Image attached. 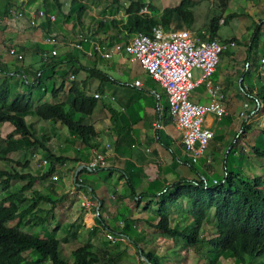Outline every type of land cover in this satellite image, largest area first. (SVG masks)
<instances>
[{
  "label": "trees",
  "instance_id": "16d2710c",
  "mask_svg": "<svg viewBox=\"0 0 264 264\" xmlns=\"http://www.w3.org/2000/svg\"><path fill=\"white\" fill-rule=\"evenodd\" d=\"M55 1L56 4L52 7L50 0H44L45 8L43 10L48 13H56L55 11L57 10L59 12L60 10L62 11L60 0ZM226 2H229V0H217V8H223ZM187 4L184 7L179 6L183 8L182 10H179L178 7H166L161 13L155 14L151 2L130 0L128 5L124 7V18L99 21L96 24V32H100L106 26L111 25L115 28L116 35L114 38L116 42L121 43V47L124 49V45L134 34L139 32L150 33L158 25L163 26L165 29H188L193 24L195 17L191 4ZM71 5L72 7L66 19L75 20L78 24L83 25V17L89 5L82 0H72ZM9 7L8 5L0 10L1 17H7V9L9 10ZM145 8L149 10V13L141 12ZM236 16H238V13L233 12L222 19L220 13H215L211 16L209 24L204 26L203 30L210 38H216L220 26L226 24L231 18ZM221 19L223 20L222 22ZM50 21V19L45 20L41 26L44 29L49 28ZM173 25L175 28L171 27ZM263 25L264 22L260 19L253 34V41L248 48L249 55L251 49H253L256 41L259 39ZM198 34H201V32L199 31ZM231 40L235 41L236 39L231 38L222 41ZM107 44L109 47L113 46L112 42H107ZM65 47L67 51L76 49L86 54L71 44H67ZM89 58H95V60H98V58L102 60L106 59L99 54L89 56ZM62 64H66V70L63 69L64 71L58 73L60 86L56 88L57 86L52 84L55 100L59 99V94L65 90L70 75L76 76L81 71L86 73L84 81H73L71 83L69 93L73 97L72 102L40 103L33 110L32 90L42 87L48 90V86L45 85L44 80L45 74L56 73L57 67ZM244 69L245 71L248 70L246 67ZM246 72L250 73V69ZM32 73L33 80L31 84L21 77L23 86L27 88L26 93L18 94L13 100H11L12 80L16 76H10L6 73V77L0 86V125L4 122H9L14 127L8 135L0 138V264H44L49 261L52 264H119L117 257L109 256L105 249H95L91 242H77L71 253L72 259H68L63 253L61 241L55 234L49 233L47 236L40 237L38 234L24 231L20 227L24 226L23 224H31L36 220L39 222L48 220L51 209L44 210L37 206L38 203L45 202L52 205L56 203L54 195L42 193L40 190L34 188V184L44 179H49L50 183L48 186L52 189L55 188L58 181L53 180L52 175L57 170L58 165H63L70 159L88 162L90 160L89 157L82 151L84 146L89 149L91 147H99L94 142L99 136L94 126L85 124L86 119L94 115L99 104V99L95 97V94H91L88 91L87 84L90 80H99L101 83H112L114 81L111 76L101 71L96 64L93 66L84 65L78 56L72 55L59 58V62L54 57L53 62L48 65L43 64L39 71ZM39 74L41 75L39 76ZM243 82L242 84L245 85ZM50 87L49 89L51 90ZM243 91L246 92L250 101L256 100L259 104L264 105V90L256 91L248 87L247 91ZM98 92L104 94L102 88H99ZM28 112H32L41 121L64 125L68 128L69 133H71V137L75 136V139L80 141L83 147L78 144L80 149H77L70 142V137H68V142L74 146L67 143L61 155L55 154L52 148L45 146V142L51 140L50 137L43 136L42 139L41 137L39 138L35 130L26 124L24 116ZM110 112L112 123L115 124L116 113L114 111ZM162 119L165 126H174L175 124L168 105L165 107ZM14 134H18L20 137L15 139L13 137ZM235 140V142H232L230 150L227 151L225 160L231 156L236 158L235 154L238 151L237 145L240 140L237 138ZM250 141H247V143L250 144ZM36 145L47 149L48 157L51 159L47 172H44L42 175L29 172V162H15L7 157L9 152L30 150V148ZM165 145L168 149L173 146L171 137H167ZM181 148L185 151V148ZM252 150L257 158L264 161V145L262 148L254 143L252 144ZM241 152L243 154L244 149ZM32 154H35L33 150ZM172 157L176 159L173 150ZM185 163L191 169L189 170L194 175V178L192 180H184L182 178L176 183L167 186V190L159 197V208L157 210L159 219L156 223H152L153 226L161 230L168 237L182 239L191 247L198 246L199 243L203 242L201 227L204 220L210 215L211 209H213L216 234L207 239L208 246L216 252H230L235 259L243 262L246 257L259 258L264 256L263 178L261 176L244 178L239 168H234L233 171L226 169L219 179V181H224L222 184L212 189L204 190L200 176L207 179L206 175L209 174L208 169L205 168L203 170L197 164H191V160L187 155H185ZM6 166H11V171L7 170ZM195 170H199L201 174ZM14 180L24 181L17 191L11 189L12 181ZM59 183H62V181L57 184ZM27 191H30V196L26 195ZM181 198H187L191 203L189 214L194 219V225L192 226L172 225L170 223L169 213L171 208ZM27 201L29 203L26 206H22ZM43 211L47 212L44 216L37 214V212ZM28 214L32 215L23 222L22 219ZM13 220H16V224L8 226V222ZM98 221L107 224L106 218L101 215L98 217ZM26 253H29L28 258L24 255ZM146 258L151 264H163L152 253L146 256ZM207 264H217V262L208 259Z\"/></svg>",
  "mask_w": 264,
  "mask_h": 264
},
{
  "label": "crops",
  "instance_id": "0c3cea01",
  "mask_svg": "<svg viewBox=\"0 0 264 264\" xmlns=\"http://www.w3.org/2000/svg\"><path fill=\"white\" fill-rule=\"evenodd\" d=\"M187 3L190 2L186 1V4ZM258 3L256 5L257 11L262 12L261 16H263L264 8L260 9V5ZM8 5L10 6L9 10L14 9L21 14L17 12L16 14H12V16H8L9 10L7 9L6 18L1 17L0 15V19H3L4 21L3 23H0V41L13 44L19 51L26 50L27 43L31 40H28L29 36H27L31 32V27L29 26V18L33 17L34 15L37 16V14L33 13H36L39 9L45 8L44 0H0V10L7 7ZM38 5H40V8L38 7ZM177 6L178 8H180L179 6L184 7L185 4L179 3ZM54 14L58 16V19H56V21H50V27L47 28V30L49 29V31L53 33H55L53 31V25L59 20V15L57 13ZM24 21H28V23L25 24ZM68 25L70 24L65 25L64 23V30H62L63 35L68 34V29L69 27H71V25ZM203 27L204 26L188 29L198 33L199 31H204ZM21 28H23L24 31H21ZM107 32L110 31L108 29H105L103 33ZM55 34L58 35V33ZM110 38H106L105 40L108 43L112 42ZM65 39H67L69 42L74 41V39L70 37ZM113 40H115V38ZM117 46H119V49H122L121 43ZM41 48L43 49L44 47ZM42 49H39L40 52H37L38 57H41V60L42 53L44 52H41ZM229 50L224 51L223 54ZM123 52H120V50H118V55H116V63L112 65H109L107 63V59H103L104 62L99 58L98 60H95V58L91 59L89 58L88 54V56L85 57L88 58V62L86 63L85 60L83 62V64L87 66H93L95 64L98 66L100 64L103 65V63H107L104 66L110 67L113 72H116L122 78L120 79L121 81H117L111 77L114 80L113 83L119 84L120 87L119 90L111 91V94H106L107 91L102 86L97 87V89H93V85L89 87V84H87L88 91L90 90L89 92H91V94H101L100 92H98V89L102 88L104 94L101 95L103 97H107V99H109L110 101L115 102L116 107H119L121 111L119 112L115 108H112V106L105 105L103 109L107 111L108 114H102V116L98 117L95 123H93V126L99 135L94 142L97 143L99 147H91V149H89V152H86L85 149H82V151L85 152L86 156H88L89 159H91L93 156V150L105 152L111 168L109 170L104 169L91 171L90 169H88V167H81V164H87L89 161L82 162L79 160L70 159L67 160L63 165L57 166V170L61 173L62 183L57 184L56 187L52 189L48 186V184L50 183L48 179L45 180L47 181L45 182L47 186H42L45 187V190L38 189L36 187L34 188L40 190L44 194L51 193L52 195H54L56 203L55 205L51 204L52 207L49 208L51 209L49 218L52 219L53 222L57 220L58 215L55 209L58 208L64 211L66 215H70L71 217L66 218V231H60V227H54V230L56 229V237L58 238V236H60L58 239L61 241L62 248L65 246V243H67V245L69 243L70 248H72V252L74 250L73 246H75L76 243L79 242V238L81 241L88 239L85 242L93 243L95 249H105L104 247H106V245H103V241L100 240L97 233L103 232L104 235H106V231H112L120 237V240L116 242L115 246L113 245L110 248L105 249V251H107L109 256L117 257L119 259V264H147L145 260L147 259L146 256L151 253L154 254V256L157 257L160 261V257L162 255L170 253L174 256V264H197V253H200L201 251L197 250L196 246L191 247L189 245H186L187 250L184 248L180 253H177L176 251L172 252L171 250L180 248L179 241H182V239L168 237L161 230L155 228L152 224L156 223L159 219V215L157 213V210L159 208L158 201L160 195L167 190V186L171 185L172 183H176L182 178L184 180H192L194 176H188V174H192V172L190 171L191 169L189 168V166H187L185 163V155L187 154L186 151L181 148L183 147V145L181 144V133L177 129L176 124H174V126H165L162 119L163 115L160 114L159 108L164 107L163 103H161L162 99H164L165 106L168 105L165 91L157 83L152 81L150 77L145 74V72L142 76L133 75L135 77L133 81L124 79L126 76H129L132 73V69H128V67L134 63H138L129 62L128 55L125 52L123 54ZM36 57L24 58L23 54V59L21 60L22 64L21 66H18L16 68L17 60L7 56L6 54L0 55V86L6 77V73H8L10 76H20L24 78L26 82L31 84V75L33 76L32 72L39 71L40 67L44 64L41 63L37 68H33L32 64L36 63ZM221 58L222 55L217 66V70L212 77V80L213 82L218 84L224 92V105L229 115H227L220 121L216 120L213 116L208 115L205 118L204 125L208 126L214 131V122H217L218 127L219 125L224 126L225 124L227 125V127H229H224L226 133H229L230 131L237 132L240 130V125H238V123H235L233 125L234 119L231 118L236 106H238V104L240 105L237 100H240L241 97L237 94L230 95V92L235 91V86L233 85V76L236 73V69L238 71L242 70L243 72H246L253 65L251 64V57L250 55H248L246 58H244L245 60H242V64L238 65L237 68H235L236 63H234L232 64L233 68L231 70L217 75ZM56 59L59 62V58L55 57V60ZM12 65V69L15 68V70H11L10 67ZM244 67H246L248 70L245 71ZM53 74L55 75L52 77L51 81L57 79V81L54 82V85L57 86V83H59V75L57 72ZM49 75L51 74L47 73L45 74V77H48ZM76 76L79 82H82L86 79V73L84 71H81ZM138 80L142 83L141 88L124 86L125 84H132L133 82ZM69 83L70 81L68 80L67 86L63 92L69 91ZM15 84L18 85V83ZM45 85H49L47 80H45ZM240 87L242 88V83H240ZM153 91H156L159 97L154 95L152 93ZM60 94L58 97L61 99L60 102H72L73 97L69 92L68 94H64L63 96H60ZM190 99L191 101L199 104L209 103V97L203 86L193 90L190 94ZM252 103L253 105H255L256 100L252 101ZM245 104L249 103L245 102L244 105ZM242 110L243 108L241 107L240 115L242 113ZM110 111H114L116 113L115 124L112 123ZM246 112L248 115H253L250 110H247ZM87 120H89V118L86 119V121ZM252 120V117H250L249 119H247L246 117L245 122H247L248 124V122ZM107 121L108 123H106ZM159 121H161L162 127L160 129H154V124ZM222 121L223 123H221ZM13 128V125L9 122L2 123L0 125V138L8 135L13 130ZM100 128H104L103 133L101 132ZM13 137L15 139H18L20 136L17 137L16 134H14ZM167 137H171L173 141V146L169 149L165 145V142H167ZM70 139L74 141L76 140L75 136L70 137ZM235 141L236 140L234 138L233 142ZM67 143L74 146L73 144L68 142V140L66 144ZM108 144L111 145L110 150H107L106 146ZM66 146L67 145L63 146L62 150L66 148ZM75 146L77 149H80L78 145ZM243 149V154L247 156V148ZM172 150L176 159L172 157ZM61 152H59V154L55 152V154L61 155ZM13 155H15L14 151L9 152L7 157L13 160ZM236 156L237 151L235 157ZM205 168L208 169L207 171L212 176L213 168L211 166H205L202 169L204 170ZM225 170L226 168L223 165L222 174L223 172H225ZM64 171L65 174L63 173ZM69 171H71V176L69 179H67L66 173ZM195 171L200 173L199 170ZM214 179L218 180L220 178L212 176L211 180ZM71 181L72 184H74V189L70 186ZM26 195L30 196L31 193H26ZM84 195L91 199V209H86L79 205L81 197H83ZM28 203L29 201L24 202L22 206H26ZM42 209L44 208L42 207ZM38 213L39 212H37V214ZM189 213L190 208L188 203H186L185 198H181L179 202L171 208V211L169 213L170 223L172 225L181 224L182 226L194 225V219L190 216ZM30 215L32 214L26 215V219ZM100 215L106 218L107 224L98 221V217ZM209 217L210 220L207 217L201 227L203 242L207 241V239L216 234V229L211 213ZM36 221L39 222L38 220ZM59 222L57 221V226L59 225ZM32 225L33 223L24 224L23 227H32ZM52 226H54V224ZM90 231L96 232L90 233ZM39 236L44 237L45 235L39 234ZM27 255H29V253H27L25 257H27ZM130 257L134 258V262L129 261ZM161 258L163 259V261H161L163 264H169L168 257L162 256Z\"/></svg>",
  "mask_w": 264,
  "mask_h": 264
},
{
  "label": "rangeland",
  "instance_id": "374dc122",
  "mask_svg": "<svg viewBox=\"0 0 264 264\" xmlns=\"http://www.w3.org/2000/svg\"><path fill=\"white\" fill-rule=\"evenodd\" d=\"M50 1L52 2V7H54V4H56V1L55 0H50ZM82 1L89 5L88 10L86 11L83 17L84 19L83 25L78 24L75 20L66 19V16L72 7L71 5L72 0H60V2L62 3V11L61 10L60 12L58 10L55 11L56 13H59L58 14L59 20L53 25V31L55 33H58L57 37L60 42L59 45L57 46L58 47L57 57L59 56V58L61 59V58H65L66 55L67 56L68 55L78 56L82 60V62H84L85 60V62L87 63L88 58H85L86 56H88L86 55L87 53L84 54L80 51H77L76 49H72V51H67L65 47L67 46V44L69 45V43H71L65 38L70 37L74 39V41L72 42H77L81 40L79 37V34L86 33L92 36L94 39H96L97 42L98 41L107 42L105 39L111 37L110 39L114 43L113 46L109 47L108 44H105V46L108 47L109 49H113L115 51V54L113 57L107 59V63L109 65L115 64L117 60L116 55H118V50H120V52H123V49H119V46H117V45H120V43L116 42V39L113 40L115 36V28L112 27L111 25H108L105 28H103L100 32H96V27H97L96 24L99 21H110V19L112 18H117V19L124 18V14H125L124 7L128 5L130 0H82ZM186 1L190 2L191 9L193 13L195 14L193 24H191V26L188 27L191 29L198 28L201 26H207V24H209V20L211 16L215 13H220L222 16V19L226 17L227 15H229L230 13H233V12L238 13V16L231 18V20H229V22H227L226 24H222L218 31L219 39L223 40V39L235 38L236 39L235 41L237 43H236V47L234 46L226 53L221 54L222 58H221L220 65L218 67L217 75H219L220 73H225V71L231 70L233 68L232 64L234 63H236L235 68H237L238 65L242 64V60L249 55V53L247 54L248 48H249L250 43L253 41L252 38H253L254 31L256 30V25L258 21L260 19H262V22L264 21V15L261 16L262 12H258L257 7H256L259 1L258 3L260 5L259 8L260 9L264 8V0H229V2H226V5L223 8H217V0H148V2H151L153 4V7H154L153 10L155 14L161 13L166 7H178L177 5L179 3L186 5ZM190 4H187V5H190ZM38 7L40 8V5H38ZM178 9L180 10V8ZM182 9L183 8H181V10ZM57 19H58V16H57ZM222 19H221V22L223 21ZM24 23L27 24L28 21H24ZM64 23L65 25L70 24L71 27H69L68 29V34L63 35L62 30H64L63 29ZM171 27L175 28L174 25ZM105 29H108L110 32L103 33ZM21 31H24V29L21 28ZM27 36H29L28 40L29 39L31 40L27 43L26 50L20 51L21 53L24 54V58L25 57L33 58L36 56L38 57L37 52H40L39 49H42L41 47H44L41 52L49 51L52 49L51 45L42 43L40 35H39V31L36 34H33L31 31ZM263 55H264V25L261 28L259 39L256 41V44L253 47V49H251L250 51V57H251L250 60H251V64L254 67L252 66L250 68L251 69L250 73L243 72L242 70L238 71L236 69V73L233 76V85L235 86V89H234L235 91L230 92V95L237 94V95H240L241 98L240 100H237L240 103V105L238 104V106H236V108L234 109L233 116L231 119H234L233 125L235 123H238V125H240L239 126L240 130L237 132L230 131L229 133H226V130L224 128V127H227L226 124L224 126L219 125L218 127L217 122H214V131H215L214 134L215 135L208 142L206 149L204 150V155L198 161L197 166L201 169L205 166H211L213 168L212 176L217 177V178L222 177V166L223 165L229 171H233L234 168H239L240 173L242 174L244 178H247V177L254 178L255 176H261L263 178L262 190L264 191V161L262 159L257 158L252 150V144L254 143L255 145L260 146L262 148L264 145V105L259 104L260 107L257 108V105H253L252 101L249 100L248 95L245 94V92L240 87V83H242L244 80L243 83L245 85H248V87H250L252 90H256V91L264 90V63L262 62ZM37 57L35 58L36 63L32 64L33 68H37L42 63L41 57H38V58ZM107 63H103V65L102 64L98 65V68L102 70L104 73H108V75L114 78L115 80L121 81L120 79L122 78L116 72H113L110 67L104 66ZM21 64L22 63L18 62L17 60L16 68L18 66H21ZM44 65H48V64L44 63ZM62 65L63 66H59L58 69L56 70L57 73H60L66 70L65 69L66 64H62ZM12 67L13 65L10 67L11 70H15V68L12 69ZM130 68L132 69V73L129 76H126L124 79L133 81V79L135 78L134 77L135 75H139V76L144 75L143 70L140 69L138 64L134 63L128 67V69ZM53 76L54 74H51L48 77H45V80H47L49 83L48 90L45 88L33 90L32 92L33 93V98H32V109L33 110L40 103H57L61 101L60 98L55 100L53 97L52 84H54V82L57 81V79L51 81ZM31 78L33 80L32 75H31ZM69 78H70L69 79L70 83L68 84V86L70 87H71V82L73 83V81H78L77 76H75L74 79H72L70 75ZM15 83H18V85H16ZM88 84H89V87L93 85V89H97V87L102 86L107 91L106 94H111L112 93L111 91L119 90L120 88L119 84L117 83L112 82L113 85L111 84V82H106V83L101 84L99 80H90ZM49 87L51 88V90L49 89ZM58 87H59V83H57V88ZM26 90L27 88L23 86L22 84V78L20 76L16 77L13 80L11 100H13L18 94H25ZM68 92L69 91H65L61 93L60 96H63L64 94H68ZM245 102L249 103L248 110H250V112L256 109V112L253 115H250V117H252L253 120L248 122V124L247 122H245V119L247 117V112L245 116L240 115V112H241L240 108L242 107L244 109ZM161 103H163L164 107H166L164 99H162ZM250 104H251V107H250ZM105 105L112 106V108H115L117 111L121 112L120 108L116 107L115 102H112L109 99L102 97L101 99H99V104L94 112V115L89 117V120L85 121V124L93 125L96 119L98 117H101L102 114H108L107 111L103 109ZM244 111L246 110L244 109ZM24 120L29 127L35 130V133L38 135L39 138L41 137L42 139L43 136L50 137L51 140L45 142V146L52 148L55 152H57V154H59V152L62 151L63 146L66 145L67 138L71 137V133H69L68 128L65 127L64 125L49 122V121H41L37 119L32 112H28L27 114H25ZM106 123H108V121ZM221 123H223V121ZM100 130L103 133L104 128H100ZM238 135L240 136V138ZM16 136L19 137L18 134H16ZM234 138H237L240 140L239 144L237 145L238 146L237 149L239 152L237 151L236 158H233L231 156L229 159L224 160L226 152L227 150H229ZM247 141H250V144L247 143ZM70 142H72L74 145L79 144V146L83 147L80 141H77V140L74 141L70 139ZM243 148L245 149L247 148L246 149L247 156L244 154L243 155L241 154L240 151ZM84 149L86 152H89V148H85L84 146ZM32 150L35 152L34 155L32 154ZM44 159L48 160L49 163L51 162L50 157H48L47 149H43L38 145L30 148V150H22L20 152H15V155H13V160L16 162H20V163H25L26 161L29 162V169H28L29 172H31L32 174H36V175H42L44 174V172H47V169L49 166H43L42 168H37V164L41 160H44ZM234 164L236 165L234 166ZM6 167H7L6 168L7 170L11 171V166H6ZM101 170H104V169H101ZM106 170H109V169H106ZM54 173L58 174L61 179L60 171L57 170ZM63 173L65 174V171ZM192 175L193 174L191 173L188 174V176H191V177ZM70 176H71V171L66 173L67 179H69ZM206 176H207V179L211 181L212 176L210 174ZM60 179L57 181L60 182ZM45 180H48V179H44V181L42 182L39 181L38 183H35L34 187L45 190V187H42V186H47V184H45V182L47 181ZM23 183L24 181L14 180L12 181L11 189L14 191H17ZM70 186L73 189L75 188L74 184H72V181L70 182ZM26 193H30V191H27ZM185 200H186V203H188L189 208H190L191 207L190 201L187 198H185ZM37 205L38 207H41V208L43 207L44 209H49L50 207H52L51 204L45 203V202H40ZM79 205L81 206L80 202H79ZM55 211L57 212L58 216H57V220L54 222L52 221V219L48 218L47 221H42V222L34 221L32 227H23V226H20V227L24 231H27L29 233H32V234L39 233L40 235L42 234L45 236H47V234L49 233L55 234L56 229L54 230V227H57V228L60 227L59 228L60 231L62 230L66 231L67 230V219L66 218L70 217V215H66L65 212L60 210L59 208L55 209ZM210 213L212 214L213 221L215 222V219L213 216V209H211ZM38 214L45 215L44 212H39ZM209 216L208 218L210 220ZM24 220H26V217L22 219L23 222ZM57 221L58 222L60 221L58 226H57ZM14 224H16V220L8 222V226H13ZM53 224L54 226H52ZM94 232L90 231V233H94ZM97 234L99 235L100 240L103 241L102 242L103 245H106V247H104L105 249L110 248L113 245L114 246L116 245V243H112L106 237V235H104L103 232H99ZM59 237L60 236H58V238ZM87 240L88 239L81 241L78 238V241L81 243ZM179 245H180L179 249L175 248L174 250H171V251L172 252L176 251L177 253H180L181 250H183L184 248L187 250V246H186L187 243L184 240L179 241ZM196 247H197V250L201 251L200 253H197L198 254V257H197L198 260L196 262L197 264H207L208 259L215 260L217 264H264V256H261L259 258L246 257L245 261L243 262L239 259H235L230 252L214 251L210 246H208L207 241L199 243V245ZM62 250H63L64 255L68 259H72V256H71L72 248H70L69 243L68 245L67 243H65V246L62 248ZM28 256L29 255H27V257ZM162 256L168 257L169 264H174L173 262L174 256L172 254L168 253ZM161 257L160 259L161 261H163ZM129 261L134 262V258L130 257ZM44 264H52V262L49 261V262H45Z\"/></svg>",
  "mask_w": 264,
  "mask_h": 264
},
{
  "label": "built area",
  "instance_id": "2783aa9c",
  "mask_svg": "<svg viewBox=\"0 0 264 264\" xmlns=\"http://www.w3.org/2000/svg\"><path fill=\"white\" fill-rule=\"evenodd\" d=\"M141 12L149 13V10L145 8ZM49 19L56 21L57 17L53 13L40 9L37 16H33L30 21L33 26L32 33L36 34L39 31L42 43L52 46L51 50L42 53V60L45 64H50L54 57H57V46L60 43L57 34L41 26L45 20ZM79 37L80 41L70 44L89 56L99 54L106 59L114 56L115 51L105 46L107 42H97L86 33H80ZM235 45L234 40L222 41L218 37L210 38L205 31L198 34L187 28L165 29L161 25L154 27L150 33L134 34L124 45V52L128 55L129 62L138 63L143 72L165 91L171 115L181 133V144L193 165L198 164L208 142L214 137V131L204 125L206 116L211 115L220 121L229 115L224 105V92L218 84L213 82L212 77L217 70L221 54ZM2 54L12 57L18 62L23 59V54L14 45L0 41V55ZM262 62L264 63V55ZM74 77L71 76L72 79ZM124 86L141 88L142 83L138 80ZM201 86L204 87L209 97L208 104L195 103L190 99L192 91ZM242 89L247 91L248 86L242 84ZM152 93L158 96L156 91ZM95 97L100 99L103 96L95 94ZM255 105L257 108L260 107L257 101ZM248 108L249 104H245L244 109L247 111ZM244 109L241 116L246 115ZM159 111L163 115L165 107H160ZM255 112L256 109L251 113ZM249 118L250 115L247 114V119ZM161 127V121L154 124V129ZM106 147L107 150L111 149L109 144ZM43 166H49L48 160H41L37 164V168ZM81 167H88L91 171L111 168L105 152L96 150H93V156L89 162L81 164ZM52 178L59 180L60 176L54 173ZM200 179L204 190L212 189L224 182L216 179L209 181L203 176H200ZM80 203L86 209L92 207V201L85 195L81 197ZM106 237L112 243L120 240V237L112 231H106Z\"/></svg>",
  "mask_w": 264,
  "mask_h": 264
},
{
  "label": "clouds",
  "instance_id": "9594fccd",
  "mask_svg": "<svg viewBox=\"0 0 264 264\" xmlns=\"http://www.w3.org/2000/svg\"><path fill=\"white\" fill-rule=\"evenodd\" d=\"M40 10V9H39ZM39 10L35 13V14H38V12H39ZM18 11L17 10H14V9H11V10H9L8 11V16H12V14H16ZM19 14H21L20 12H18ZM54 14V13H53ZM35 16V15H34ZM57 17V16H56ZM31 18L32 17H30L29 18V26L31 27V30H32V28H33V26L31 25V23H30V21H31ZM4 21H3V19H0V23H3ZM40 24H41V22L39 23V27H40ZM13 45V44H12ZM54 60V59H53Z\"/></svg>",
  "mask_w": 264,
  "mask_h": 264
},
{
  "label": "water",
  "instance_id": "95a60500",
  "mask_svg": "<svg viewBox=\"0 0 264 264\" xmlns=\"http://www.w3.org/2000/svg\"><path fill=\"white\" fill-rule=\"evenodd\" d=\"M80 170V169H79ZM78 170V171H79ZM77 174H78V172H77ZM146 260V262H147V264H151L150 262H149V260L148 259H145Z\"/></svg>",
  "mask_w": 264,
  "mask_h": 264
}]
</instances>
